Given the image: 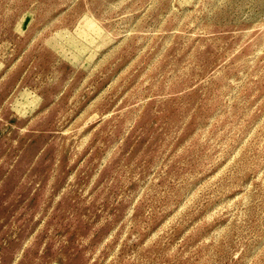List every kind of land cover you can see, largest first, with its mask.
<instances>
[{"label": "rangeland", "instance_id": "374dc122", "mask_svg": "<svg viewBox=\"0 0 264 264\" xmlns=\"http://www.w3.org/2000/svg\"><path fill=\"white\" fill-rule=\"evenodd\" d=\"M0 264H264V0H0Z\"/></svg>", "mask_w": 264, "mask_h": 264}]
</instances>
